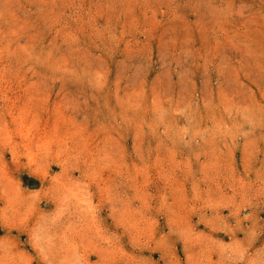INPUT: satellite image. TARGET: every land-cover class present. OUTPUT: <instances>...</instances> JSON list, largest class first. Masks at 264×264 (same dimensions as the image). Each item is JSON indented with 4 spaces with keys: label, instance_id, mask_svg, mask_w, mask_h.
I'll return each mask as SVG.
<instances>
[{
    "label": "rangeland",
    "instance_id": "1",
    "mask_svg": "<svg viewBox=\"0 0 264 264\" xmlns=\"http://www.w3.org/2000/svg\"><path fill=\"white\" fill-rule=\"evenodd\" d=\"M0 264H264V0H0Z\"/></svg>",
    "mask_w": 264,
    "mask_h": 264
}]
</instances>
